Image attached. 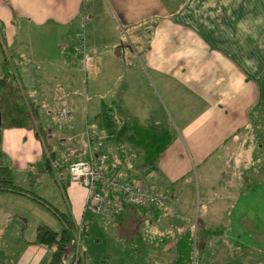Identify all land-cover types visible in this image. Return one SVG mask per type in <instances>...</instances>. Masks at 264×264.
<instances>
[{"label": "crops", "instance_id": "crops-1", "mask_svg": "<svg viewBox=\"0 0 264 264\" xmlns=\"http://www.w3.org/2000/svg\"><path fill=\"white\" fill-rule=\"evenodd\" d=\"M80 34L85 56L75 49ZM87 69L91 115L84 123L75 116L81 111ZM6 75L19 82L28 105H39L46 136H38L36 128L3 130L2 158L15 169L17 184L31 193L0 192V264H50L52 251L35 242L37 228L61 231L62 223L34 199L39 195L57 208L32 181L46 168L48 176L49 167L54 174L64 170L65 161L55 158V163L50 155L52 146L69 145L73 160L87 158V127L99 121L112 169L132 179L153 172L150 185L169 189L172 201L166 210L178 208L180 180L190 176L187 183L194 186L199 170L209 176L207 162L227 160L253 114L264 107V0H0V80ZM63 108L71 113L67 121L59 115ZM47 109L56 115L42 114ZM55 117L62 123L55 124ZM81 133L84 150L75 144ZM163 144L171 145L166 149ZM137 153L154 156L145 164L152 170L136 163L141 171H134L130 156ZM51 182L70 202L75 222L90 224L91 233L86 187L69 181L64 189L65 181ZM138 209L162 212L152 206ZM127 210L134 207L105 223L113 227ZM132 218L124 215L126 223Z\"/></svg>", "mask_w": 264, "mask_h": 264}, {"label": "rangeland", "instance_id": "rangeland-1", "mask_svg": "<svg viewBox=\"0 0 264 264\" xmlns=\"http://www.w3.org/2000/svg\"><path fill=\"white\" fill-rule=\"evenodd\" d=\"M35 31L36 28L32 27V39ZM6 50L9 53L12 51L10 47ZM18 83L15 81L16 88ZM81 89L82 106L80 113L76 112L75 119L79 122L77 116H82L85 123V119L91 115L88 104L92 88L88 69L81 81ZM21 92L18 89L16 93L18 99L24 102ZM24 92L27 93L26 88ZM163 107L170 116L164 100ZM59 113L63 121L68 120L61 111ZM42 114L48 118L56 115L51 109ZM253 118L251 126L242 131V140L227 160L210 159L207 162V168L211 169L209 176L203 177L199 170L197 176H194V186L187 183L190 176L180 180L175 186L179 190L178 208L162 210L158 215L154 212L145 213L138 208L127 210L124 215L131 213L132 222L126 223L123 215V219L113 227L108 226L100 215L90 209L87 219L93 221L91 233L79 238L80 241L75 243L76 247L71 248L66 264H74L78 254L85 258H103L105 255L106 264H264V107L260 106ZM75 119L72 123L79 124ZM55 121V124L62 123L56 117ZM52 122L53 120L45 124L49 126L47 124ZM90 123L99 125L100 133L102 131L105 136L99 121L98 124ZM43 134L46 136V132L43 131ZM173 134L176 137V128ZM83 141V133L76 136L75 144L84 150ZM132 144L134 148L139 147ZM170 145L163 144V147L167 149ZM50 155L55 163V158L65 161V167H61L64 170L75 161L69 145L58 148L55 144ZM149 156L154 158L148 154L141 157L138 153L131 155L130 164L134 171H141V166H136V163H144V168L152 170V166L145 165L153 163ZM229 171L233 176H230ZM153 174L133 177L152 185ZM55 176L59 181V174L55 173ZM52 179L44 172H37L33 176L32 187L50 198V202L59 210L68 212L70 202L64 200L62 193L59 195L60 190L52 186ZM159 188L169 191L162 185ZM169 201L172 198L169 197ZM53 225L56 226L55 222ZM82 225L79 228L80 234ZM179 241H182V248L185 244L190 249L192 244V251L184 250L177 254L175 244Z\"/></svg>", "mask_w": 264, "mask_h": 264}, {"label": "built area", "instance_id": "built-area-1", "mask_svg": "<svg viewBox=\"0 0 264 264\" xmlns=\"http://www.w3.org/2000/svg\"><path fill=\"white\" fill-rule=\"evenodd\" d=\"M78 39L80 45L75 48L76 53L85 56L84 34L78 35ZM63 53L68 56V49L64 48ZM61 114L65 119L70 116L67 108H63ZM102 139L97 125L88 126L86 133L88 157L71 162L68 168L59 174L60 181L69 180L71 183L84 185L87 189V208L103 217L108 224L114 223L127 207L152 206L166 210L169 204V195L166 191L151 186L142 179L122 178L110 169L109 155L102 149Z\"/></svg>", "mask_w": 264, "mask_h": 264}, {"label": "trees", "instance_id": "trees-1", "mask_svg": "<svg viewBox=\"0 0 264 264\" xmlns=\"http://www.w3.org/2000/svg\"><path fill=\"white\" fill-rule=\"evenodd\" d=\"M4 65H7V58L4 59ZM9 75V74H8ZM6 75L5 78L0 80V115H1V125H0V192L6 193H17L21 195H27L31 191L27 188H24L17 184L15 169L6 164L4 154L1 148L2 142V133L3 130L10 127H25L29 129H35L36 133L43 134V127L40 121L39 112L37 108L39 105H35L34 102L28 103L26 100L21 102L17 96V90H21L23 93V88L18 85V88L15 86L14 78H9ZM105 151V150H103ZM81 158V157H80ZM82 159H86L82 158ZM50 163L46 164V167H49ZM46 168L43 172H46ZM110 169L113 172L119 173L116 169L113 170L110 166ZM50 174L53 178H56L54 172L49 167ZM122 177V176H121ZM125 178V177H122ZM129 179V178H125ZM132 179V178H130ZM70 184L69 180H66L63 185L64 189ZM34 194V193H32ZM34 199L48 205L50 210L55 214V216L62 223L61 231H56L48 225H41L37 228V234L35 242L38 244H44L52 252L50 264H65L68 259V254L75 243L80 241L81 236L90 235V224H83L81 229V234L79 232L80 224L78 225L73 219L70 211L65 212L57 208H52L50 204L41 196L34 194ZM91 212V211H90ZM79 239V240H78ZM182 241L176 243L177 254H181L184 250L187 252L192 251V244H190V249L184 244L182 248ZM184 256V255H183ZM175 262V261H174ZM74 264H106L105 255L103 258H95L87 256L86 258L82 254H78L77 259L73 261Z\"/></svg>", "mask_w": 264, "mask_h": 264}, {"label": "water", "instance_id": "water-1", "mask_svg": "<svg viewBox=\"0 0 264 264\" xmlns=\"http://www.w3.org/2000/svg\"><path fill=\"white\" fill-rule=\"evenodd\" d=\"M0 125H1V115H0Z\"/></svg>", "mask_w": 264, "mask_h": 264}]
</instances>
